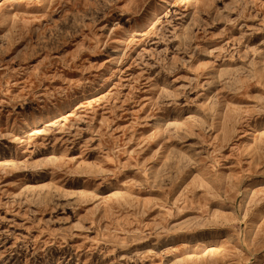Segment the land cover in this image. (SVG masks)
<instances>
[{
	"label": "rangeland",
	"instance_id": "rangeland-1",
	"mask_svg": "<svg viewBox=\"0 0 264 264\" xmlns=\"http://www.w3.org/2000/svg\"><path fill=\"white\" fill-rule=\"evenodd\" d=\"M0 264H264V0H0Z\"/></svg>",
	"mask_w": 264,
	"mask_h": 264
}]
</instances>
